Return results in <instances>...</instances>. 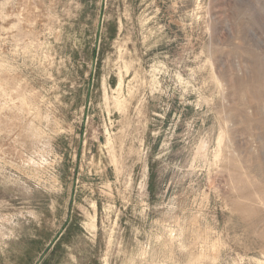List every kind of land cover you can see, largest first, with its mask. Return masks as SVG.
I'll list each match as a JSON object with an SVG mask.
<instances>
[{"label":"rangeland","instance_id":"rangeland-1","mask_svg":"<svg viewBox=\"0 0 264 264\" xmlns=\"http://www.w3.org/2000/svg\"><path fill=\"white\" fill-rule=\"evenodd\" d=\"M0 264H264V0H0Z\"/></svg>","mask_w":264,"mask_h":264}]
</instances>
